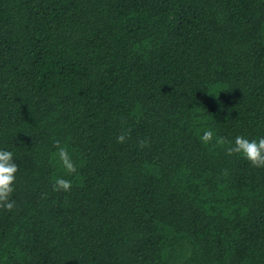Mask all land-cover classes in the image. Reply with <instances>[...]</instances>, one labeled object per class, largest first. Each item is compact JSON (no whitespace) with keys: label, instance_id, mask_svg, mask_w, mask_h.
Returning <instances> with one entry per match:
<instances>
[{"label":"trees","instance_id":"obj_1","mask_svg":"<svg viewBox=\"0 0 264 264\" xmlns=\"http://www.w3.org/2000/svg\"><path fill=\"white\" fill-rule=\"evenodd\" d=\"M205 130L264 137V0H0V264H264V167Z\"/></svg>","mask_w":264,"mask_h":264},{"label":"clouds","instance_id":"obj_2","mask_svg":"<svg viewBox=\"0 0 264 264\" xmlns=\"http://www.w3.org/2000/svg\"><path fill=\"white\" fill-rule=\"evenodd\" d=\"M126 138L125 133L122 131L116 139L118 143H124ZM200 139L205 145L213 142L215 139V143L224 147L227 155L231 156L233 154H239L249 161L253 167H264V137H261L258 140H249L244 136L238 135L235 137L234 141H228L224 137H215L212 130H205L200 136ZM146 145V140L139 141V146L141 148ZM55 147L57 148L55 155L58 158V163L64 173L67 176L75 174L78 165L70 155L67 146H61L60 142L56 141ZM18 170V165L13 158V152L0 149V208L7 211H11L15 207V201L11 199V197L15 190L14 184ZM52 188L55 192H68L72 188V182L70 179L58 177L55 179Z\"/></svg>","mask_w":264,"mask_h":264}]
</instances>
